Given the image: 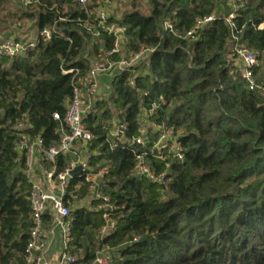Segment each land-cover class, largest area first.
Segmentation results:
<instances>
[{"label": "trees", "instance_id": "obj_1", "mask_svg": "<svg viewBox=\"0 0 264 264\" xmlns=\"http://www.w3.org/2000/svg\"><path fill=\"white\" fill-rule=\"evenodd\" d=\"M13 2L0 0V35L27 18L36 29L57 21L65 37L40 41L22 57L0 56V264H26L31 238V184L26 154L15 149L21 134L15 125L28 120L31 137L41 135L48 147L57 144L53 116H65L73 94L62 67H83L91 50L75 0H41L24 11L9 10ZM130 2L119 20L128 28L130 48L156 47L137 86L149 91L145 105L161 97L167 103L154 121L185 129V159L172 164L171 181L162 187L135 177L132 149L110 150L106 131L92 128V148L100 154L91 163L110 166L104 191L117 207L116 229L99 237L103 213L96 204L74 206L88 187L73 178L67 253L78 257L75 264H92L106 246L117 250L109 264H264V97L228 69L227 0L221 3L227 14L217 15L193 43L173 34L161 39L163 21L171 18L185 33L198 17L215 14L214 0H149L146 11L139 0ZM235 22L241 40L264 56V0H245ZM128 75L114 80L113 93L100 106L105 114L123 110L131 135H137L141 98L129 88ZM258 79L264 81V73ZM65 164L66 158H58L59 169ZM53 225L47 214V230Z\"/></svg>", "mask_w": 264, "mask_h": 264}, {"label": "built area", "instance_id": "obj_2", "mask_svg": "<svg viewBox=\"0 0 264 264\" xmlns=\"http://www.w3.org/2000/svg\"><path fill=\"white\" fill-rule=\"evenodd\" d=\"M25 8L40 4L41 0H14ZM85 18L77 22L89 37V48L85 55L86 65L83 67H62V72L71 77L73 94L66 106V114L62 117L54 114L59 122L57 133L59 141L53 146H46L41 135L31 137L27 130L31 127L28 120L17 121L15 128L21 133L15 147L19 153L26 154L25 173L31 184V238L27 247L26 264H53L48 256L49 233L53 227L62 231L63 248L57 264H75L77 256L67 253L71 240L68 217L71 209L67 204L71 201V172L81 163L85 170L77 177L87 184L88 194L80 201L83 204H96L95 209L103 213L104 225L99 229L101 239L112 234L116 229L113 213L117 209L111 195L104 191L106 177L110 174L109 164L95 167L91 163L92 156L100 154L92 145L96 135L92 128L100 127L106 131V142L110 150L132 149L134 154L133 175L146 178L162 187L171 181L172 164L183 162L186 148L182 143L185 129L154 121V116L167 105L163 97L145 105L143 97L149 91L137 86V79L144 76L149 68L150 57L156 47L140 44L137 49L130 48V38L126 25L113 18L108 7L115 1L130 0H75ZM147 3L149 0H139ZM230 12L224 17L231 28V40L227 54L228 69L233 77L244 83L252 92L264 97V81H259L262 68V57L259 52L244 43L237 30L235 19L237 12L245 5V0H227ZM223 16V15H221ZM217 15L198 17L193 27L185 33L176 29L171 18L162 24L161 39L169 34L193 43L201 32L215 21ZM59 20L66 21V17ZM264 27V25H262ZM15 27L9 35L0 41V56L10 59L22 57L37 47L40 41H50L54 35L65 37L58 27L57 21L52 26L35 29V34L15 36ZM107 39H110L109 43ZM97 48V50H95ZM128 73L126 82L135 91L140 100L138 117L139 133L131 135L130 123L123 110L105 114L107 108L100 104L106 101L114 91V80ZM105 79V82L104 80ZM106 85L110 90L102 89ZM66 158L62 169L58 168V158ZM78 187V186H77ZM76 204V202L74 203ZM50 215L54 225L50 230L45 226V216ZM108 246L99 252L92 264H109L111 255Z\"/></svg>", "mask_w": 264, "mask_h": 264}, {"label": "rangeland", "instance_id": "obj_3", "mask_svg": "<svg viewBox=\"0 0 264 264\" xmlns=\"http://www.w3.org/2000/svg\"><path fill=\"white\" fill-rule=\"evenodd\" d=\"M215 4H216V10H215V15H220V14H225L226 10V7L225 5L222 6L221 3L224 2V0H214ZM137 5H138V8L143 10V11H146V9L148 8V2L147 3H143V2H136ZM221 4V5H220ZM227 4V3H226ZM132 6V3H129L127 4V2H124V1H115L114 3H112L108 9L109 11L114 14V12H119V14L122 15V13H124V11L131 7ZM225 7V8H224ZM16 8H19L21 9L22 11H24V9H26L25 7L21 6L20 4L16 3L15 1L13 2V4L11 5V7H9V10H13L15 11ZM227 14V12H226ZM34 23L32 21H29L27 20V18L25 19H21L20 21L18 22H15V25H13L14 30H15V36H23L24 34H27V33H30V34H35L36 33V28L33 27ZM8 36V32H5L4 34H1L0 35V40H3L4 38H6ZM262 61H264V56H262ZM264 64V62H263ZM263 68V66H262ZM261 68V70L259 71V76L263 75L264 73V70ZM114 88V86H113ZM102 89H105V90H110L106 85H103L102 86ZM90 204H83L82 201H77L76 204H74L75 207H83V206H86L88 207ZM58 234V233H57ZM108 254L112 255V257H116L117 256V250H109V252H107Z\"/></svg>", "mask_w": 264, "mask_h": 264}, {"label": "crops", "instance_id": "obj_4", "mask_svg": "<svg viewBox=\"0 0 264 264\" xmlns=\"http://www.w3.org/2000/svg\"><path fill=\"white\" fill-rule=\"evenodd\" d=\"M128 3L129 1H127V4ZM112 15H113V18H116L118 20H120L122 17V15L119 14V12H116V13L114 12V14ZM103 80L105 82V79ZM62 248H63L62 231L60 227L55 226L52 228V230H50L49 245H48V256H49V259L53 262V264H57V261L60 258V254L62 252Z\"/></svg>", "mask_w": 264, "mask_h": 264}, {"label": "water", "instance_id": "obj_5", "mask_svg": "<svg viewBox=\"0 0 264 264\" xmlns=\"http://www.w3.org/2000/svg\"><path fill=\"white\" fill-rule=\"evenodd\" d=\"M85 170V164L81 163L79 166H77L72 172L71 175L73 177L79 176L83 171Z\"/></svg>", "mask_w": 264, "mask_h": 264}]
</instances>
